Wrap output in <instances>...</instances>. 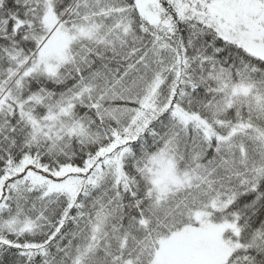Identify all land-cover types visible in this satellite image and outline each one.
<instances>
[{
    "label": "snow or ice",
    "instance_id": "snow-or-ice-1",
    "mask_svg": "<svg viewBox=\"0 0 264 264\" xmlns=\"http://www.w3.org/2000/svg\"><path fill=\"white\" fill-rule=\"evenodd\" d=\"M0 264H264V0H0Z\"/></svg>",
    "mask_w": 264,
    "mask_h": 264
}]
</instances>
